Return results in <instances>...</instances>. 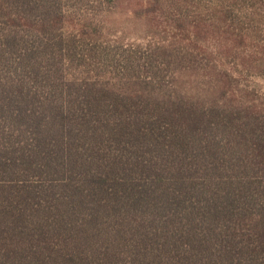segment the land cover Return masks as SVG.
<instances>
[{
  "label": "trees",
  "instance_id": "obj_1",
  "mask_svg": "<svg viewBox=\"0 0 264 264\" xmlns=\"http://www.w3.org/2000/svg\"><path fill=\"white\" fill-rule=\"evenodd\" d=\"M67 20L0 0V264H264V110L76 77Z\"/></svg>",
  "mask_w": 264,
  "mask_h": 264
},
{
  "label": "rangeland",
  "instance_id": "obj_2",
  "mask_svg": "<svg viewBox=\"0 0 264 264\" xmlns=\"http://www.w3.org/2000/svg\"><path fill=\"white\" fill-rule=\"evenodd\" d=\"M64 7V35L77 31L81 51L70 74L264 110V0H64ZM80 21L93 25L90 34L79 32Z\"/></svg>",
  "mask_w": 264,
  "mask_h": 264
}]
</instances>
